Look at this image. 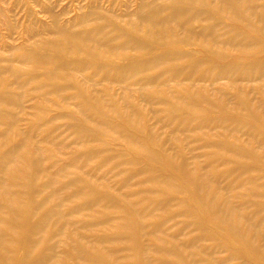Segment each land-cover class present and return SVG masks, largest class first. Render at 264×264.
I'll return each mask as SVG.
<instances>
[{
	"label": "bare ground",
	"instance_id": "bare-ground-1",
	"mask_svg": "<svg viewBox=\"0 0 264 264\" xmlns=\"http://www.w3.org/2000/svg\"><path fill=\"white\" fill-rule=\"evenodd\" d=\"M94 2L0 51V264H264V0Z\"/></svg>",
	"mask_w": 264,
	"mask_h": 264
},
{
	"label": "rangeland",
	"instance_id": "rangeland-1",
	"mask_svg": "<svg viewBox=\"0 0 264 264\" xmlns=\"http://www.w3.org/2000/svg\"><path fill=\"white\" fill-rule=\"evenodd\" d=\"M95 0H0V51H5L11 46H19L33 36L32 40L42 35L43 27H47L53 23L54 17L62 22L75 21L82 13L83 9L90 8ZM109 9L113 3L118 10L129 6L132 10L138 7L139 0H98ZM29 41V40H28ZM9 53V52H8ZM254 99H261L258 92L253 93ZM139 101L138 95L133 96ZM30 103V102H28ZM156 131L162 136V142L166 147L174 152V142H176L173 133L168 127H164L161 123L157 124ZM180 144L178 148L184 149L191 157H195L201 163L207 160L206 154L209 149L203 146L199 141V135L185 132L179 133ZM195 135L198 141L189 139ZM164 138V139H163ZM193 142H192V141ZM194 150V152H193ZM197 156V157H196ZM117 182L115 181L114 184Z\"/></svg>",
	"mask_w": 264,
	"mask_h": 264
}]
</instances>
